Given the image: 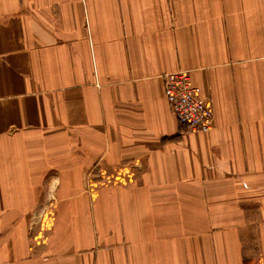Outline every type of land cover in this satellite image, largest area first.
I'll list each match as a JSON object with an SVG mask.
<instances>
[{"label":"crops","instance_id":"obj_1","mask_svg":"<svg viewBox=\"0 0 264 264\" xmlns=\"http://www.w3.org/2000/svg\"><path fill=\"white\" fill-rule=\"evenodd\" d=\"M0 264H264V0H0Z\"/></svg>","mask_w":264,"mask_h":264},{"label":"built area","instance_id":"obj_2","mask_svg":"<svg viewBox=\"0 0 264 264\" xmlns=\"http://www.w3.org/2000/svg\"><path fill=\"white\" fill-rule=\"evenodd\" d=\"M164 94L176 119L189 132L208 133L214 126V111L202 97L188 72L166 74L163 77Z\"/></svg>","mask_w":264,"mask_h":264}]
</instances>
